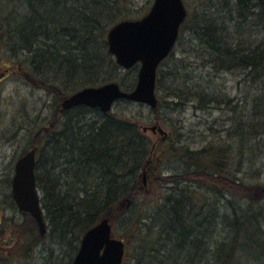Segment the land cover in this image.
<instances>
[{"label":"trees","instance_id":"1","mask_svg":"<svg viewBox=\"0 0 264 264\" xmlns=\"http://www.w3.org/2000/svg\"><path fill=\"white\" fill-rule=\"evenodd\" d=\"M209 1L212 11L220 7L215 16L225 17V22L232 25L216 24V17L208 12L193 15L186 30L206 50L197 48L192 52L198 54L203 66L214 71L242 67L241 72L250 84L257 86L260 100L264 90V39L252 43L245 37L252 34L245 35L241 27H256L257 33L264 31V0ZM230 1V7L239 14L229 13ZM3 2L16 4L24 14L15 18V10L5 12ZM112 5L118 12L112 13ZM0 13L5 15L0 18V63L7 58L12 64L23 66L33 79L41 80L54 72L58 78L66 77L67 82L80 80L66 92L57 83L41 82L58 93L56 110L51 116L54 126L47 132L35 123L20 127L27 139L21 152L30 146L36 149L35 178L47 231L45 235L39 234L35 220L18 211L8 191L7 198L17 209L18 217L0 218V264H71L84 232L103 218L109 219L113 233L125 242L122 264H249L251 251H263L264 242L253 230V218H247L245 211L231 202L222 203L223 211L218 213L215 203L230 192L244 197L234 181L233 186L226 188L216 179L222 177L225 165L234 159V154L230 155L234 152L232 143L237 149L234 163L240 167L238 162L245 158L244 149L251 134L264 135V105L257 101L250 112L241 113L240 127L233 123V131L227 135L231 143L217 139L215 147L199 148L198 155L207 157L201 164L209 167L208 172L197 175L189 170L191 173L172 174L162 178L157 193H150L154 178L150 164L158 147L151 145L134 116L118 110L102 113L85 105L68 110L61 107L64 97L83 87L115 81L124 91L134 88L137 73L132 83L117 81L118 71L124 69L117 65L106 42L108 29L126 19L121 18V6L110 0H0ZM184 27L185 20L181 29ZM173 56L174 49L157 69L159 99L153 112H158L162 102H171L174 109L193 97L218 105L220 99L206 100L205 94L191 85L190 72L180 74L177 67L167 66ZM163 78L171 79L168 89L161 87ZM164 89L167 92L162 96ZM119 102L134 104L119 100L115 105ZM255 120H261V126L256 127ZM178 136H167L166 146L160 147V152L174 157L184 151L189 157L187 144L173 146L182 137ZM144 170L146 184L139 179ZM229 173L232 172L227 171L232 178ZM186 176L189 178L184 179ZM7 182L10 186L11 180ZM213 195L218 197L216 201H212ZM229 209L232 217L226 214ZM225 222L226 227L236 228L235 236L243 239L241 245L236 244L239 238L231 242L232 238L217 232Z\"/></svg>","mask_w":264,"mask_h":264},{"label":"rangeland","instance_id":"2","mask_svg":"<svg viewBox=\"0 0 264 264\" xmlns=\"http://www.w3.org/2000/svg\"><path fill=\"white\" fill-rule=\"evenodd\" d=\"M110 1L111 3L116 1L117 4L121 6L123 12L121 18L125 17L126 19L142 17L148 12L153 3V0ZM183 1L187 8L185 27L181 29L182 32L174 47V56L172 60L167 63V66H171V69L177 67V72H180V74L186 72L189 75L190 72L191 85L196 86V90L199 91L200 94H205L206 100H210V98H232L233 101L228 103L230 107L229 110L220 109L219 105L214 104V102L208 104L199 102L197 97H193L185 107H182V109H173L168 106V104L162 102L158 109L159 116L155 113H150L149 108L146 105L141 106L135 103L129 105L124 102H119L114 105L113 110H118L124 114L134 116L135 120L139 122L138 124L140 127L150 126L155 123L160 124L167 132L168 136H170V139H175L176 136L180 134L178 137H182L179 141H175L173 144L175 146L187 144L191 149H199L205 144L209 137L228 141L227 135L233 131V123L235 124V127H240L238 122H240L239 117H241V113H244L245 115L246 112H250L252 105L257 103L256 98L259 93L256 90L257 86L250 84L249 78H247L240 70L218 72L211 70L209 66L202 65V60L198 57V54L195 53V50L197 48L202 49V46L204 45L200 44L198 41L195 42L194 34L186 29L192 24L193 15L203 14V12L206 11L209 16H215L216 11L214 12L210 8L209 0ZM3 4L7 9H5V12L9 13L11 10H15L17 14L15 18L18 16L21 17V15L24 14L21 9L17 8L16 4H6L4 2ZM231 4L232 2L230 1L229 5L231 6ZM113 5L117 6L116 4ZM114 6L112 8V13L117 11ZM109 12L110 10L108 13ZM4 16L5 15L0 13V18ZM217 16L219 15L217 14ZM226 24L232 25L230 23ZM241 31H243V33L245 32V35H250L251 33L253 36L245 37L250 39L254 44H257L260 39H264V31L257 33L256 27L254 29L241 27ZM205 50L206 48L202 49V51ZM187 51L190 52L192 56L187 54ZM197 52L199 53V51ZM205 55L206 53L203 54V58H205ZM185 64L187 65V68H183ZM11 66L15 67V64H12L7 58H4L0 63V72H4L6 69L8 70L0 75V218L16 220V217H18V211L14 205H11L7 198V192L10 191V186L7 181L8 179L11 180L14 161L17 157L23 154L21 151L27 141V139L24 138V130L20 129V127H28L35 123L42 129L48 127L47 123L52 119L51 116L57 106L58 93L55 89L51 91L48 90V88L44 87L41 82H44V84L57 83L56 85H59L57 87L66 92L67 89L80 80L77 82H67L65 79L66 77L64 80L58 78L54 72L53 74H45V76H42L41 80H39V78L33 79L28 75V72L25 71V68H23L24 70H18V68H10ZM137 68L138 67H133L130 70L119 69L120 71H118L117 81H125L128 83L134 82ZM2 75H4L3 78L1 77ZM170 84H172L170 78H163L161 87L168 89ZM165 89L161 92L162 96L167 92ZM262 95L264 96V90ZM254 123L256 127L261 126L262 124L261 120H255ZM145 134L151 140V145L153 147H158L152 155V161L150 164L154 178L151 180L152 184L149 192L155 194L159 191V188L163 183L162 178L170 177L175 173H185L192 169V166H189L179 157H167V154L161 153L159 148L165 147L166 142L164 140L160 141L161 135L158 134L157 131L153 132L147 129ZM212 135H214V137ZM231 146L234 148V152L230 153V155L234 154V159L225 165L223 174L227 173V171L232 172V174H229L233 177L234 173L236 177L233 178L235 184H237V182L249 184L254 192L257 191L258 193H261L258 189L264 185V135L254 137V134H251L244 149L246 153L243 155L245 157V162L242 166L240 165V167L234 163L237 152L235 144L232 143ZM29 148L30 147H28L27 150H29ZM156 156H158V161ZM146 180L147 176L145 177V181ZM226 195H228V198L234 201V204L236 205H238L236 202L242 200L234 195ZM217 198L213 195L212 201H216ZM247 203V201L242 200L239 204L246 205ZM215 204L218 207V213L223 211L222 202L219 199H217ZM228 204L229 203H227V205ZM236 205L234 206L237 207ZM261 205H263V214L258 212L256 217H253L252 226L256 227L253 230H257L261 240L264 242V199L262 202L260 200V203H258L257 206ZM229 211L230 209L226 211V214H229ZM251 256L253 257L249 264H264V248L263 251L258 254L255 251H251Z\"/></svg>","mask_w":264,"mask_h":264},{"label":"water","instance_id":"3","mask_svg":"<svg viewBox=\"0 0 264 264\" xmlns=\"http://www.w3.org/2000/svg\"><path fill=\"white\" fill-rule=\"evenodd\" d=\"M183 0H154L149 11L136 20H121L107 32L109 52L118 65L131 68L139 64L137 81L131 91H123L116 82L84 87L62 101L67 110L78 105L109 112L118 99L157 106L156 70L171 52L186 17ZM166 135L161 126H143ZM35 149L21 155L14 164L11 194L18 210L28 213L37 223L40 235L46 232L41 199L35 180ZM264 192V185L261 187ZM124 244L113 237L108 218L101 219L84 232L71 264H121Z\"/></svg>","mask_w":264,"mask_h":264},{"label":"bare ground","instance_id":"4","mask_svg":"<svg viewBox=\"0 0 264 264\" xmlns=\"http://www.w3.org/2000/svg\"><path fill=\"white\" fill-rule=\"evenodd\" d=\"M227 7H228V11H229V13L230 14H234V15H237V14H239L240 12H238V10H236V9H234V8H232V7H230V5H227ZM218 8L220 9V7L219 6H216V11H218ZM225 11V10H224ZM202 12H203V10H202ZM204 12H206V11H204ZM202 14V13H201ZM223 17V16H222ZM220 17V16H216V20H214L215 21V23L216 24H218V25H220V26H226L227 24H226V22H225V17ZM261 26H262V28H263V30H264V22H261ZM106 35H107V33H106ZM106 42H107V38H106ZM107 47H108V44H107ZM109 51V50H108ZM110 53V52H109ZM111 54V53H110ZM112 55V54H111ZM113 57H114V59H115V56L114 55H112ZM115 62H116V59H115ZM117 63V62H116ZM118 65V64H117ZM231 68H233L235 71L236 70H240V71H244V69H242V67H237V66H231ZM211 70H213L212 68H211ZM214 71V70H213ZM136 85V84H135ZM135 87V86H134ZM264 97V96H263ZM263 97L261 96V98H260V100H257V98H256V100L259 102V103H261V105H264V99H263ZM220 99V98H219ZM219 99H215V100H219ZM231 101H233V99L232 98H227V97H223L222 99H220V101H219V103H218V105H219V108L220 109H222V110H229V104L228 103H230ZM258 103V104H259ZM135 104H142V105H146L148 108H149V112L150 113H155L157 116H159V113L158 112H153L154 110H155V108L157 107H152V106H150L149 104H146V103H135ZM172 103L170 102V103H168V106H170V107H172ZM187 105V103L186 104H182V105H179V106H177V107H174V109L175 108H177V109H182V107H185ZM160 108V107H159ZM48 124V127H49V129L51 128V127H53L54 126V121L52 122V121H50V122H48L47 123ZM155 124H157V123H155ZM48 129V130H49ZM42 130L44 131V129L42 128ZM47 130V131H48ZM47 131H44V132H47ZM213 137H214V135H212ZM175 143V142H174ZM216 145H218V141H217V139L214 137V138H208V140L205 142V144L203 145V146H207V147H215ZM173 146H175V145H173ZM176 147V146H175ZM188 148H189V146H187ZM31 149H35V146H30V148H29V150H31ZM200 149H191V148H189L187 151L189 152L188 154H189V157L188 156H186V154L187 153H185L184 151H181V152H179V153H177L176 155H174L175 157H179V158H184L183 160L189 165V166H192V169H190V170H193L192 171V173H196L197 175L198 174H202V173H206L208 170H209V167H207V166H205V165H203V164H201L202 162H204V160L203 159H205V158H207L206 156H204V157H201L200 155H198V151H199ZM186 159H187V161H186ZM244 162H245V159L244 158H240V160H239V165H241V164H244ZM205 163H207L208 164V162H205ZM242 166V165H241ZM216 167H218L217 165H216ZM189 173H191V171H188ZM223 173V172H222ZM188 174V173H187ZM180 175V174H179ZM192 176H194V175H192ZM191 176V177H192ZM186 178H189L188 176H186V177H184V179H186ZM232 178H236L235 177V175L232 177ZM232 178H230V176L229 175H227V173H225V174H223L222 175V177L221 178H218V179H216V180H219L218 181V184L219 185H221V187L222 186H225L226 188L227 187H229V186H233V181H234V179H232ZM139 179L142 181V179H143V174H139ZM192 179V178H191ZM35 180H36V178H35ZM240 182V181H239ZM235 188L237 189V190H240V191H242L243 193H244V197L242 198L241 196H242V194H240V193H236V192H230V193H228L229 195H234V196H237V197H239V198H241L242 200H245V201H247L248 203L246 204V205H240L239 203H241V201H239V202H236L238 205H236V204H234V201H232L230 198H228V195H226L227 197L226 198H224L223 199V197H219L218 199L222 202V203H229V202H231L232 204H234V205H236L238 208H240V209H242V210H244L245 211V213H246V217L247 218H253L254 216L256 217V214H258V212L259 213H262L263 214V212H262V209H263V205H261V206H257L258 205V203H260V200H261V202H262V200L264 199V192H262V189L260 188V189H258V191H260L261 193H258L257 191H255L254 192V190H252V187L249 185V184H245V183H242V182H240V183H238L237 182V184L235 185ZM229 217H232V215H231V212L229 211ZM231 215V216H230ZM223 219V218H222ZM227 221V220H226ZM227 222H225L223 225V227H220L219 229H217V232L219 231V233H222V234H225V235H227L228 236V238L230 239V238H232L231 239V242H232V240H233V242L235 241L234 240V238H239L240 240H238L237 241V245H241V243H242V238H240V237H238V236H235L238 232H237V230H236V228H230V227H226L225 226V224H226ZM111 225V230H112V233H113V230H114V228H113V225L112 224H110ZM117 232V231H116ZM241 236H243L242 234H240ZM113 237L115 238V239H117V240H120V241H122L123 242V244H124V253H125V250H126V246H125V242H124V240L122 239V238H120L119 237V235H116V233H113ZM201 242L202 243H204V241H203V237H201ZM235 244V243H234ZM201 245V244H200ZM204 246V245H203ZM203 246H202V248H203Z\"/></svg>","mask_w":264,"mask_h":264},{"label":"flooded vegetation","instance_id":"5","mask_svg":"<svg viewBox=\"0 0 264 264\" xmlns=\"http://www.w3.org/2000/svg\"><path fill=\"white\" fill-rule=\"evenodd\" d=\"M10 68H18V70H22V69H23V66H21V65H18V66H15V67L11 66ZM23 70H24V69H23ZM5 71L7 72L8 70L6 69ZM5 71H4V72H0V75H1V74H4ZM1 77L3 78L4 75H2ZM43 129H44V131H47L49 128H43ZM15 160H16V159H15Z\"/></svg>","mask_w":264,"mask_h":264}]
</instances>
